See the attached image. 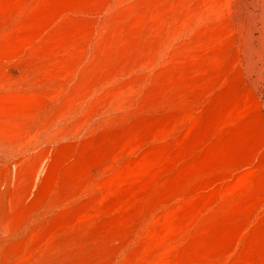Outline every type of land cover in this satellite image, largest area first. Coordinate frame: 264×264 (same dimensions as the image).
<instances>
[{"label":"rangeland","instance_id":"obj_1","mask_svg":"<svg viewBox=\"0 0 264 264\" xmlns=\"http://www.w3.org/2000/svg\"><path fill=\"white\" fill-rule=\"evenodd\" d=\"M12 93L0 264H264V0H0Z\"/></svg>","mask_w":264,"mask_h":264},{"label":"bare ground","instance_id":"obj_2","mask_svg":"<svg viewBox=\"0 0 264 264\" xmlns=\"http://www.w3.org/2000/svg\"><path fill=\"white\" fill-rule=\"evenodd\" d=\"M11 99L12 104L15 105L16 104V95L15 94H11V95H7L4 94L3 96H0V148H2L3 146H13L16 144V142L18 143L17 140V130H18V115L16 114V112L10 113L7 107L8 104V99ZM10 132L11 135L10 137H7L6 134L7 132ZM14 148V147H13ZM12 148V149H13ZM18 148V147H17ZM16 150V148L14 149ZM4 151V150H3ZM11 152H13V150H10ZM18 159V158H17ZM8 161V160H7ZM11 166V165H10ZM10 166H8L10 168ZM6 168V167H5ZM8 168V169H9ZM15 168V167H14ZM16 169V168H15ZM4 173V172H3ZM10 173V172H9ZM5 176H7L6 174H4ZM15 175V174H14ZM2 176V175H1ZM5 176H3L5 178ZM12 176V175H11ZM3 180V179H2ZM5 180V179H4ZM11 180V179H10ZM5 181L8 182V180L6 179ZM4 181V182H5ZM12 181V180H11ZM3 182V183H4ZM6 182V183H7ZM12 183V182H11ZM7 184H5L6 186ZM3 187V186H2ZM4 190V189H3ZM2 190V191H3ZM1 192V191H0ZM5 192V191H4ZM1 202V200H0ZM5 202V201H4ZM3 205V203H2ZM1 207V206H0ZM5 207V206H4ZM5 209V208H4ZM4 211V210H3ZM4 213V212H3ZM2 215V214H1Z\"/></svg>","mask_w":264,"mask_h":264}]
</instances>
